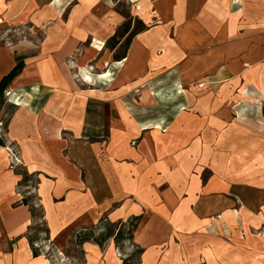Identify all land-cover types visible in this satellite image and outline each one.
Instances as JSON below:
<instances>
[{
  "label": "rangeland",
  "instance_id": "374dc122",
  "mask_svg": "<svg viewBox=\"0 0 264 264\" xmlns=\"http://www.w3.org/2000/svg\"><path fill=\"white\" fill-rule=\"evenodd\" d=\"M232 1L234 0H220L218 3L209 0L193 15V19L199 20L200 24L195 25L193 32L183 34V55L181 56L183 57V73L180 74L181 58L174 41L175 32H165L166 27L160 26L169 24L171 21L165 6L157 10L154 5L156 0H71L62 11L53 12L51 16L42 20L40 17L46 10L43 6L48 0L38 7H42L41 9L27 11L14 9V6L7 7L6 1L0 0L1 47H4L7 42L11 47H17L20 44L19 41H27L29 47H32V44H41L39 42L49 33H53L52 27L62 26L72 14L75 17L73 30L88 35L83 40L85 44L83 50L86 52L92 51L95 47H101L98 58L88 65L89 73H84L76 67L82 55L81 52L75 54L69 51V47L66 46L69 38L61 42L60 48L46 52L39 50L34 53L33 51L32 55L25 56L14 66L16 72L12 73L13 79L16 74H20L18 76L20 81L31 85H25V88L15 91L4 88L1 91L0 101L3 109L9 112L7 113L9 117L13 111V104H10L6 91L17 92L19 102H28L29 108L33 104L31 98H42L36 103L37 109L43 103L41 110H47L49 101L57 98L60 118H65L70 113V123L75 126V132L67 128L68 125L60 127L63 145L67 144L66 141L72 143L82 138V141L90 142L93 154L106 153L108 159H115L108 149L114 132L120 137L124 132L130 135L138 131L141 137L135 143L133 142L132 148L138 151L141 158L138 161L130 156L129 159H115L123 163L117 172L125 177H133L136 167L145 159V154L140 151L142 150L140 145H145L144 148L148 147L149 128L155 126L159 117L162 116L161 121L164 123L166 121L168 127L176 126L179 129L176 107L180 106L182 99L194 103L198 100V103L202 105L200 108L192 105L182 108L191 114L183 122L191 124L195 121V126H198L199 130H212L215 127L213 123L217 121L215 116L224 119L225 124H232L235 118L242 119L243 122H239V127L234 129L232 124V128L239 136L237 139L239 148L245 149L252 156L245 164L247 169L243 166L237 167L240 177H235L233 185H223L221 170L214 165L209 166L213 168V171L209 169L204 165L201 154L198 156L203 164V166L199 164L198 167L200 175L203 180H207L215 173L212 183L217 184L205 183L203 186L202 182L196 191L200 192V197L192 201V205L200 215L218 216L223 210H231L232 216L235 215L233 219L231 217L223 220L220 223L221 227L216 225V227L203 228L200 233L207 234L206 240L209 239L205 242L207 243L205 247H212V249L215 247L218 250L219 246L220 259L232 257V253L238 250L242 254L257 258L250 264H260L259 259L264 258V250L259 248V237H264V219L262 222L259 219L262 218L261 213L264 215V180L254 186H249L247 182H251L249 178L253 180L260 177L258 172L261 170H258V167L260 165L264 167V0L262 4H258L255 0H246L244 7L241 2L233 3ZM77 5L80 7H76ZM226 18L229 19L228 21L234 18L235 22L243 23L226 25ZM36 19H39L42 24L36 22ZM86 19L90 26L87 32L80 27L84 22L86 23ZM214 21L220 24L213 25ZM127 22H129V30L142 29L130 43L125 42L127 35H122L124 31L121 26ZM112 23H114V33L117 31L118 35L100 45V35L102 36L104 29ZM176 36L179 37L178 33ZM52 51L55 53L50 54ZM164 52L168 55L163 60ZM213 60L214 63H223L220 72L194 73L202 66L211 65ZM113 62H122V64L117 67L113 65ZM193 70L195 71L192 72ZM48 71H53L54 75L58 76L59 84L50 83L49 85L45 82ZM105 76H108V79ZM182 78L183 81L191 79L190 83H192V86L184 87L183 92L180 85H177ZM37 83L39 84L37 87L32 85ZM90 89L97 92H91ZM55 91L59 92L58 95ZM36 94L39 96L37 97ZM144 94L149 95L150 101H144ZM73 99H75L74 105L71 103ZM215 102L216 105H213ZM168 104L172 105L168 107ZM197 109L205 110L204 114L195 111ZM42 113L43 111L39 112V115ZM73 118L74 122H72ZM37 121L40 128L41 121L39 118ZM157 130H163V128L157 127ZM190 140L183 139V146ZM214 140L215 138L208 139L205 146L209 147V152L215 159L223 161L227 156L217 150L213 151ZM174 143L178 142L174 141ZM259 146L263 149L260 152H254ZM250 174L257 176H249ZM261 178H264V174ZM126 181L124 185H128L130 189V184ZM248 188H251V192ZM136 199L135 196L128 195L122 201L124 203L121 202L123 205H121L123 208L121 219L110 220L104 214L94 225L66 230L69 234H65L61 241L55 244L49 236L41 206L37 207L39 204L37 197L33 196V199L31 197L32 213L37 219V222L31 223L28 229V239L36 234V239H33L36 249L33 253L36 256L32 254L33 257H41L47 264H85L83 243L90 242L98 245L94 239L100 237L96 235L107 233L111 235L109 238H113L118 230L124 231L125 237L128 236L126 235L128 229L134 226L137 221L134 218L138 215L124 218V211L131 203L138 204ZM238 209L239 212H236ZM245 215L251 223L245 222L243 218ZM54 224L69 227L72 220L61 218L58 221L55 220ZM77 233H80L78 239H76ZM200 233L191 235L189 243L192 240H198ZM131 239L120 242L123 245L126 243L129 252L117 249L121 252V259H127L125 264H138L140 251L129 245ZM200 246H204V243H200ZM200 252L198 261L200 264H205L202 250ZM228 252L230 254L227 256Z\"/></svg>",
  "mask_w": 264,
  "mask_h": 264
},
{
  "label": "crops",
  "instance_id": "0c3cea01",
  "mask_svg": "<svg viewBox=\"0 0 264 264\" xmlns=\"http://www.w3.org/2000/svg\"><path fill=\"white\" fill-rule=\"evenodd\" d=\"M5 1L7 7L14 6V9L27 11L37 9L43 5L45 0ZM53 1L48 0L47 3ZM69 1L63 3L56 11L60 12L66 8ZM207 1L209 0H156L154 4L157 10L159 7H166L171 23L160 26L166 27L165 32H175L174 41L177 44L176 48L179 49L180 58L183 55V34H185L184 32H193L195 25L200 24L199 20L193 19V15L203 8ZM214 1L219 3L220 0ZM245 1L234 0L232 2H241L244 7ZM255 1L258 4L263 3V0ZM42 15L45 18L48 17L46 13ZM42 19L44 17L41 16L40 20ZM233 19L228 21L229 19L226 18L225 24L243 23L235 22L236 19ZM40 20L36 19V22L41 25ZM88 24L89 21L88 23L86 21L80 26L83 31L87 32L90 27ZM219 24L218 21L213 22V25ZM106 30L104 29L102 36ZM176 33L179 37L176 36ZM50 35L52 39L47 44L46 40ZM86 36L88 35L84 32L73 30L66 37L49 33L39 42L41 44H32V47H29L27 41H19L20 47H11L7 42L6 45L11 53L9 61L4 55L3 47L0 46V100L1 91L4 88L15 91L25 88V85H31L22 83L18 77L20 74H16L14 79L12 77L13 71L16 72L14 66L25 56L32 55L33 51L37 53L39 50L46 52L60 48L62 47L61 42L68 38L69 43L66 46L69 47L70 52H75L74 45L79 41L83 42ZM109 36L107 35L105 42ZM22 48L26 51H23ZM53 53L55 52L52 51L50 54ZM82 53L84 54L85 51ZM167 55L164 52L163 60L167 58ZM222 65V62L214 63L213 60L211 65L202 66L200 70L192 72L195 71L196 74L218 73L221 71ZM182 73L183 57L180 62V74ZM48 74L54 76L52 81L46 79ZM46 75L44 80L47 84H59L58 76H55L53 71H48ZM32 85L37 87L39 84ZM55 93L58 95L59 92L55 91ZM36 96L38 97L39 94ZM19 99L17 92H10L9 102L13 104V111L9 117L7 115L9 112L3 109L0 101V119L4 117V136L0 137L2 141L0 144V264H47L43 258L33 257L29 246L28 229L31 223L37 222L30 205L31 197L32 199L33 196L37 197L39 202L37 207L41 206L43 218L49 229V236L57 244L65 234H69L66 230L94 225L104 214L110 220L121 219L123 217L122 203H124L122 201L128 195L135 196L138 204L143 208V213L138 215L137 227L133 231L129 243L140 251L138 264H200L198 261L200 250H202L205 264H246L236 259L235 252L232 253V257L220 259L218 256L219 246L218 250L215 247H213L214 249L205 247V244L207 245L205 242H208L209 239L206 240L207 234L200 233L203 228L216 227L215 219L220 223L231 217L233 219L235 215L232 216V211L223 210L222 214L218 216L200 215L192 205V201L200 197V192L196 191L202 182L203 186L205 183L207 185L217 184L212 183L215 173L207 179L208 181L203 180L199 173L200 168H198L199 164L202 166L203 164L198 156L202 154L204 165L212 171L213 168L209 166L213 165L219 170H224L232 155H236L239 150H245L239 148L237 140L239 136L235 134L236 127L233 129L231 123L225 124L224 119L215 116L217 121L213 123L215 127L212 130H199L198 126L191 129V124H185L180 120L178 131L172 133L169 131L171 126L168 127L166 121L165 123L161 121L162 116H158L160 119L156 121L155 126L149 128L148 147L144 148L145 145H140L142 150L139 149L145 154V159L136 167L133 178L125 177L117 172L123 164L120 161L113 158L108 159L106 153L96 152L93 154L90 142L82 141V138H78L72 143L66 141L67 144L63 145L60 127L68 125L67 128L75 132V126L70 123V113L65 118H60L57 98L49 101L47 110L40 109L43 103L37 109L36 103L42 98H31V102H33L31 108H29L28 102L20 103ZM195 102L182 99L180 106L176 107V112L188 105L197 108L202 106L198 100ZM71 103L74 105L75 99ZM171 105L168 104V107ZM213 105H216V102ZM42 111V115H39V112ZM204 111L199 110L198 112L204 114ZM227 113L229 114V109ZM37 118L41 121L40 128ZM74 121L73 118L72 122ZM157 127H162L163 130H157ZM220 134H225L224 141L220 147L212 149L227 156L223 161L215 159L209 152V147L205 146L208 139L218 140ZM156 137L163 140H156ZM183 139L191 140L183 146ZM174 141L178 143H174ZM213 144L214 142L212 146H214ZM231 147L233 148L231 149ZM263 147H256L254 152H260ZM249 157L252 156L249 154L244 164L235 163V168L243 166L244 169H247L245 164ZM258 170L262 171L264 167L260 165ZM263 174L260 177L250 174L249 176L256 178L253 180L249 178L251 181L247 182L249 186L260 184L264 180L261 178ZM58 178H61L62 182H58ZM221 179L224 181L223 185H233L235 176L222 175ZM125 180H127V184H130L131 190L128 185H124ZM66 183L69 184V188H66ZM248 190L251 192V188ZM117 203L121 204L115 206ZM236 212H239V209ZM261 217L258 218L262 222L264 219L262 213ZM61 218L71 219L72 224L69 227L54 224L55 220L58 221ZM243 218L246 223H251L246 215ZM198 232L200 241L192 240L189 243L191 235L199 234ZM259 240V248L264 250V245H262L264 237H259ZM200 243H204V246H200ZM119 248L124 252L129 249L126 243L124 245L120 243ZM82 251L85 256V264H123L121 252L116 248L113 238H109L102 247L85 242L82 244ZM214 251L215 253H213ZM229 254L228 252L227 256ZM259 261L260 264H264V258H260ZM248 263H252L251 260Z\"/></svg>",
  "mask_w": 264,
  "mask_h": 264
},
{
  "label": "bare ground",
  "instance_id": "6f19581e",
  "mask_svg": "<svg viewBox=\"0 0 264 264\" xmlns=\"http://www.w3.org/2000/svg\"><path fill=\"white\" fill-rule=\"evenodd\" d=\"M67 1H69V0H54L51 3H46L45 4V7H46L45 13L47 14V16H51L52 13L56 11V9H59L60 6L63 3H66ZM69 3H70V1L68 2V4ZM76 7L79 8L80 5H77ZM43 17L45 18L44 15H42V18ZM74 18H75L74 14L70 15L68 21L64 22L62 26L52 27V32L54 34H59V35L64 36V37L68 36V34L73 31V23H74L73 20H74ZM86 21H88V19H86ZM113 27H114V23H112L111 25H109L107 27V30L105 31L103 36L100 35V38H99L100 45L105 41V38L107 37V35H111L113 33ZM51 39H52V36L50 35L46 40L47 44L50 43ZM84 48H85V44L82 41H79L74 45V49H76L75 54L81 52V55H82L78 59V64L76 65V67H79L82 70V72H84V73H87V72L89 73L90 67H88V65L92 61H94L98 58V56L100 54V48L101 47L100 46L95 47L92 51L87 50L83 54L82 52L85 51V50H83ZM0 49H1V47H0ZM3 50H4V55L7 59V61H9L11 59V53H10L9 47L6 45L3 47ZM121 64H122V62H113V65L117 66V67L120 66ZM105 77H106V79H108V76H105ZM46 79L48 81H52L54 79V76L52 74H48V75H46ZM190 82H191V79H185L184 81L182 79V81L177 84L178 86L180 85L179 86L180 88H182L181 92H183L184 87L192 86V83H190ZM90 91L91 92H97V90H92V89H90ZM143 99H144V101L145 100L150 101L151 98L149 97L148 94H144ZM177 115H178L177 120H179V121L180 120L183 121L187 118V116H191L190 113H187L183 109L182 110L178 109ZM239 122H243V120L240 118L239 119L235 118L232 121V124H234V127H239ZM195 125H196V123H195V121H193L191 123V129H195L196 128ZM169 131H171L172 133H175L178 131V128L176 126H171ZM224 135L225 134H220L218 140H216V139L214 140V144H213L214 147H220L221 146V143L224 141ZM139 138H140V135H139L138 131H136L135 133H132L130 135L128 133L124 132V134L120 135V137L118 136V133L114 132V134H112L110 142L108 144V149L112 153L113 157L117 160H124V159H129L130 157H134L135 160L138 161L141 158L140 154L138 153V151L136 149L132 148V144H134L135 141ZM232 148L233 147H231V149ZM247 156H249V153H247V151H245V150H239L238 152H236V155H232L230 157L229 161L227 162V164L225 165L224 170H221L223 175H226L227 177H234L235 176L236 178H239L240 173L237 171V169L235 168L234 165H235V163L236 164L237 163L238 164H244ZM229 168H231V169H229ZM263 172H264V170L259 171L258 176H261L263 174ZM58 182H62V179L58 178ZM65 186H66V188H69L68 183H66ZM141 210H142V207L139 204L133 202V203H131V205L129 207H127L125 209L124 218H126V217L128 218L131 215H139ZM215 223L217 224L218 227H221L219 220L215 219ZM235 256H236V259H238L242 262H245V263H248L250 260L252 261L254 259L253 256H250L247 254H242L238 250L235 251Z\"/></svg>",
  "mask_w": 264,
  "mask_h": 264
},
{
  "label": "trees",
  "instance_id": "16d2710c",
  "mask_svg": "<svg viewBox=\"0 0 264 264\" xmlns=\"http://www.w3.org/2000/svg\"><path fill=\"white\" fill-rule=\"evenodd\" d=\"M141 23V22H140ZM141 25H143V23H141ZM122 28H123V31H124V33L122 34V35H127L126 36V38H125V42H127V43H130V41L134 38V36L135 35H137L138 33H140L141 31H142V29H136V30H129V22H127V23H124L122 26H121ZM118 35V33H117V31L111 36V37H109L108 39H107V41L106 42H109L111 39H114L116 36ZM118 59H120V58H118ZM2 143V141L0 140V144ZM25 179V178H24ZM23 179V180H24ZM23 182V181H22ZM136 218H134V219H136L137 221H138V219H139V217L138 216H135ZM137 221L135 222V224H134V226L131 228V229H128V232H127V234L126 235H128L127 237H125V234H124V231H122V230H118L117 231V233L114 235V242H115V246H116V248H118V249H120L119 248V244H120V242L121 241H123V240H125V239H131V237H132V232L135 230V228H136V224H137ZM80 236V233H77V236H76V239H78V237ZM96 236H98V237H100V238H95L94 239V241L100 246V247H102L103 246V244H104V242L109 238V237H111V235H108L107 233H99L98 235H96ZM33 239H36V234H34V237L33 238H29V244H30V248L32 249V254L34 255V256H36L35 255V253H33V252H36V249H35V247H34V245H33ZM121 243H123V242H121ZM127 261V259H124L123 260V264H125V262Z\"/></svg>",
  "mask_w": 264,
  "mask_h": 264
},
{
  "label": "built area",
  "instance_id": "2783aa9c",
  "mask_svg": "<svg viewBox=\"0 0 264 264\" xmlns=\"http://www.w3.org/2000/svg\"><path fill=\"white\" fill-rule=\"evenodd\" d=\"M5 93H6V96L10 94L9 91H6ZM3 118L4 117H2L0 119V137H3L4 136V119ZM20 181H21V179H20Z\"/></svg>",
  "mask_w": 264,
  "mask_h": 264
}]
</instances>
